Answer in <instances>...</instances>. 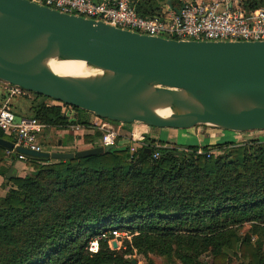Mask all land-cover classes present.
<instances>
[{
	"label": "trees",
	"instance_id": "16d2710c",
	"mask_svg": "<svg viewBox=\"0 0 264 264\" xmlns=\"http://www.w3.org/2000/svg\"><path fill=\"white\" fill-rule=\"evenodd\" d=\"M175 3L177 10L183 4ZM247 4L255 9L264 0ZM135 5L144 16L166 12L159 0ZM26 111L46 127L93 129L91 112L38 93ZM94 130L84 139L99 146ZM0 137L15 141L1 129ZM155 141L147 135L133 155L115 146L84 157H29L28 172L6 177L0 196V264H133L134 253L181 264H201L203 255L210 264H264V140L187 150ZM7 157L0 145V162ZM115 228L130 237L112 248Z\"/></svg>",
	"mask_w": 264,
	"mask_h": 264
},
{
	"label": "water",
	"instance_id": "95a60500",
	"mask_svg": "<svg viewBox=\"0 0 264 264\" xmlns=\"http://www.w3.org/2000/svg\"><path fill=\"white\" fill-rule=\"evenodd\" d=\"M51 57L82 60L103 73L62 75L46 65ZM0 79L112 121L159 128L206 124L236 132L264 130V40L152 36L33 0H0ZM174 89L193 100L181 98ZM166 95L169 100L163 99ZM168 101L169 116L155 112L154 106ZM252 138L245 134L240 140ZM0 145L14 149V142L3 137ZM113 148L60 152L18 146L16 151L66 159ZM15 176L13 166L7 177ZM112 246L117 247L115 240Z\"/></svg>",
	"mask_w": 264,
	"mask_h": 264
},
{
	"label": "built area",
	"instance_id": "2783aa9c",
	"mask_svg": "<svg viewBox=\"0 0 264 264\" xmlns=\"http://www.w3.org/2000/svg\"><path fill=\"white\" fill-rule=\"evenodd\" d=\"M41 5L58 11L101 20L115 27L128 29L152 36L185 40H264V6L250 9L248 0H187L178 10L166 11L161 15L144 16L138 13L135 0H33ZM0 86L7 95L0 102V129L15 139L14 149L7 150L18 161L25 162L29 155L16 151L18 146L34 151L46 150L39 140L46 125L35 117L19 115L10 106V98L17 94H26V90L0 79ZM89 123L93 129L101 131L99 139L102 146L118 145L124 129L133 123L115 122L91 113ZM148 126L137 122L126 135V147L133 155L140 147L146 146L147 134L142 128ZM72 127L85 128L81 125ZM155 146H168L160 141ZM187 150V149H185ZM198 152H203L202 148ZM158 156V152L154 154ZM112 241L129 238L125 229L111 230ZM105 236L102 233L99 237ZM90 250L97 251L98 240L90 243Z\"/></svg>",
	"mask_w": 264,
	"mask_h": 264
},
{
	"label": "crops",
	"instance_id": "0c3cea01",
	"mask_svg": "<svg viewBox=\"0 0 264 264\" xmlns=\"http://www.w3.org/2000/svg\"><path fill=\"white\" fill-rule=\"evenodd\" d=\"M137 1L138 0H135L134 2ZM181 1L182 3H184L187 0H181ZM159 3L161 5V11H169V10L175 11L179 7V5L176 3L175 6L173 5V0H159ZM6 98L7 95L5 93V90L3 89V91L0 94V102L2 103L6 101ZM11 101L12 98H10V103ZM21 115H25V114H21ZM136 123L137 122L133 124H129L128 125L129 129L123 130V133L118 140L119 147L126 146L127 139L125 136L129 134V130L134 125H136ZM222 130L224 129H220L206 124H199L197 126L188 129L165 128V131L159 130L157 131V135L156 134L152 135L149 126H145L142 128V131L144 133L150 135L151 137H153V139L157 141L164 142V144L168 146L179 145L170 140V137L173 136L172 135L173 132H175V135L177 137L182 135L181 137H184L192 142L195 141L196 142L195 145H200V146H204L205 144L212 145V144L224 142L226 141V139H231V138H226L227 136ZM94 133L95 130L91 128L68 127V128L57 129L53 127H45L43 132L39 136V140L41 144L44 146V148L48 151L74 152L76 150H80L83 148L93 147L92 144L86 143L84 138L85 136L93 135ZM158 133L160 135L164 133L169 138L168 141L162 140ZM179 133H181V135ZM97 141H99V139H97ZM7 156L8 157L6 158V160L0 162V196L5 195L7 189L9 188V186H4L5 178L7 177V173L9 172V170L13 166H15L17 167V174H20L21 173L20 168L25 167L24 166L25 163L22 161L17 160L14 163H12L14 158L13 154H8L7 152Z\"/></svg>",
	"mask_w": 264,
	"mask_h": 264
},
{
	"label": "rangeland",
	"instance_id": "374dc122",
	"mask_svg": "<svg viewBox=\"0 0 264 264\" xmlns=\"http://www.w3.org/2000/svg\"><path fill=\"white\" fill-rule=\"evenodd\" d=\"M2 91H3V87L0 86V94ZM26 92L27 93L25 95L24 94L23 95L17 94L15 96L11 97L12 101L10 103V106L19 114H25V115L27 114L26 108L29 105L31 99L34 97V93L27 91V90H26ZM115 122H117V121H115ZM149 128L151 129L152 135L153 134L157 135V131H159V130L165 131V128H159V127H154V126H149ZM222 131L226 134V136H227L226 138H231V139H226V141L233 140V139L235 141H239L241 139V137L244 136L245 134L252 136L253 138H260V139L264 140V130H252V131H245V132H236V131L224 129ZM179 134L181 135V133H179ZM7 135H9V134H7ZM172 135L173 136L170 137V140L172 142H175L176 144H179V145H173V147H176L179 150L188 149L189 146H187V145H195V143H196L195 141L192 142L190 140H187L184 137H181L182 135L177 137L175 135V132H173ZM9 136H11V135H9ZM159 136L164 141H168V139H169L164 133H162V135L159 134ZM183 145H186V146H183ZM205 145H207V144H205ZM212 145H214V144H212ZM24 166H25L24 168H20L21 173L28 172V170H29V168L26 167V165H24ZM121 244H122V241L120 240L118 242V245L120 246ZM132 258L135 259L136 264H181L178 261H172V260H169L167 258H163V257L155 255V254H150V259H147L141 254L134 253L132 255ZM210 263H211V258L207 255H203L201 258V264H210ZM234 264H239V263H238V261H235Z\"/></svg>",
	"mask_w": 264,
	"mask_h": 264
},
{
	"label": "bare ground",
	"instance_id": "6f19581e",
	"mask_svg": "<svg viewBox=\"0 0 264 264\" xmlns=\"http://www.w3.org/2000/svg\"><path fill=\"white\" fill-rule=\"evenodd\" d=\"M46 65L51 68L53 71L66 75V76H76V77H90L96 76L103 71L98 68L89 65L87 62L82 60H73V59H60L58 57H51L46 60ZM153 88H151L152 91ZM177 95L181 98L193 100L189 95L183 90L174 89ZM170 95L164 96L163 99L169 100ZM154 110L161 116H169L172 112L169 101L167 103L159 104L154 106Z\"/></svg>",
	"mask_w": 264,
	"mask_h": 264
}]
</instances>
